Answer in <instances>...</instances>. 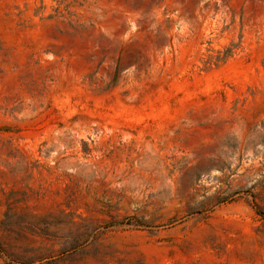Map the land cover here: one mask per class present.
Listing matches in <instances>:
<instances>
[{
    "label": "rangeland",
    "instance_id": "1",
    "mask_svg": "<svg viewBox=\"0 0 264 264\" xmlns=\"http://www.w3.org/2000/svg\"><path fill=\"white\" fill-rule=\"evenodd\" d=\"M0 264H264V0H0Z\"/></svg>",
    "mask_w": 264,
    "mask_h": 264
}]
</instances>
